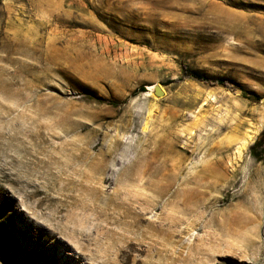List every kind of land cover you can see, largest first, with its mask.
<instances>
[{"label":"rangeland","instance_id":"374dc122","mask_svg":"<svg viewBox=\"0 0 264 264\" xmlns=\"http://www.w3.org/2000/svg\"><path fill=\"white\" fill-rule=\"evenodd\" d=\"M185 64L263 98L264 0H0V264H264V101Z\"/></svg>","mask_w":264,"mask_h":264},{"label":"trees","instance_id":"16d2710c","mask_svg":"<svg viewBox=\"0 0 264 264\" xmlns=\"http://www.w3.org/2000/svg\"><path fill=\"white\" fill-rule=\"evenodd\" d=\"M184 74L186 77H192L196 78L211 84H220L224 85L228 88H240L241 91L243 92V95L246 97H249L252 100H261L262 97L258 95L255 92L248 91L243 85H241L239 82L232 81L229 79H224V78H214V77H209L205 74H202L201 72L192 69L189 65L185 64L184 65ZM171 82V81H170ZM142 91L145 90V87L141 89ZM85 96L90 99H96L99 102H106L112 105H118L119 101L115 99H107L105 97L101 96H96L90 92H86ZM251 153L258 159V160H263L264 159V131L258 136L257 140L254 142L253 145H251Z\"/></svg>","mask_w":264,"mask_h":264},{"label":"water","instance_id":"95a60500","mask_svg":"<svg viewBox=\"0 0 264 264\" xmlns=\"http://www.w3.org/2000/svg\"><path fill=\"white\" fill-rule=\"evenodd\" d=\"M154 92L158 95H161L164 93V90L162 89L161 85L157 84L154 87ZM262 101H264V97L262 98Z\"/></svg>","mask_w":264,"mask_h":264},{"label":"bare ground","instance_id":"6f19581e","mask_svg":"<svg viewBox=\"0 0 264 264\" xmlns=\"http://www.w3.org/2000/svg\"><path fill=\"white\" fill-rule=\"evenodd\" d=\"M137 187H138V186H137ZM139 188H140V187H139ZM139 188H138V189H139Z\"/></svg>","mask_w":264,"mask_h":264}]
</instances>
